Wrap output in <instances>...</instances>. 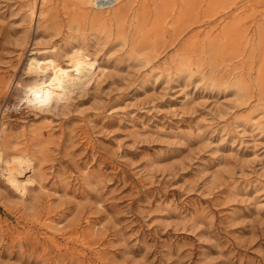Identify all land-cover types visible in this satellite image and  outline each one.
I'll use <instances>...</instances> for the list:
<instances>
[{"label":"rangeland","instance_id":"rangeland-1","mask_svg":"<svg viewBox=\"0 0 264 264\" xmlns=\"http://www.w3.org/2000/svg\"><path fill=\"white\" fill-rule=\"evenodd\" d=\"M94 8L0 0V149L33 166L0 175V264H264V0ZM77 49L83 87L20 101Z\"/></svg>","mask_w":264,"mask_h":264},{"label":"bare ground","instance_id":"bare-ground-1","mask_svg":"<svg viewBox=\"0 0 264 264\" xmlns=\"http://www.w3.org/2000/svg\"><path fill=\"white\" fill-rule=\"evenodd\" d=\"M86 1L95 8L106 9L117 0ZM38 53L42 52L38 51ZM53 57L47 55V52H43L41 56L33 53L28 59L26 65L29 72H37L38 75L39 73L46 74L47 71H50V73L46 77L25 86L19 99L27 107L39 109L45 107L52 98H67L76 88L83 87L96 71V61L89 54L78 49L74 50L69 58L67 57L65 67L60 66ZM31 167L33 168L29 158L21 155H14L10 158L4 150L0 149V175L18 193L23 194L26 191L29 182L22 179L21 176Z\"/></svg>","mask_w":264,"mask_h":264}]
</instances>
